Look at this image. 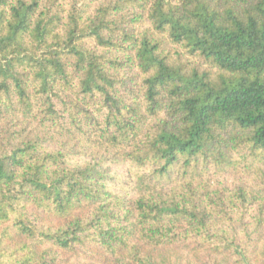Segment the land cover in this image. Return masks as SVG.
Masks as SVG:
<instances>
[{
    "label": "trees",
    "instance_id": "16d2710c",
    "mask_svg": "<svg viewBox=\"0 0 264 264\" xmlns=\"http://www.w3.org/2000/svg\"><path fill=\"white\" fill-rule=\"evenodd\" d=\"M0 264H264V0H0Z\"/></svg>",
    "mask_w": 264,
    "mask_h": 264
},
{
    "label": "rangeland",
    "instance_id": "374dc122",
    "mask_svg": "<svg viewBox=\"0 0 264 264\" xmlns=\"http://www.w3.org/2000/svg\"><path fill=\"white\" fill-rule=\"evenodd\" d=\"M114 170H117V171H114V172H116L117 174L123 173V169H121V167H118V168H116V169H114Z\"/></svg>",
    "mask_w": 264,
    "mask_h": 264
}]
</instances>
